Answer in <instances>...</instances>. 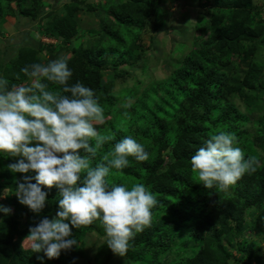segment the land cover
I'll return each mask as SVG.
<instances>
[{"label":"trees","instance_id":"1","mask_svg":"<svg viewBox=\"0 0 264 264\" xmlns=\"http://www.w3.org/2000/svg\"><path fill=\"white\" fill-rule=\"evenodd\" d=\"M96 1L97 5L55 0L46 9V0H0V23L17 15L26 23L34 21L40 32L56 37L61 50L69 51L70 83L79 81L95 91L105 115L97 129L115 134L103 151L132 135L149 152L147 161L129 158L128 167L111 170L108 178L110 185L143 183L159 200L151 227L137 234L129 242V255L113 264H261L259 250L250 242L242 247L244 260L229 262L223 242L237 238L248 225L249 214L257 213L259 229L264 231V115H259L264 111V17L256 19L258 8L252 0H213L195 19L198 33L190 52L171 62L168 77L156 79L141 35L165 25L166 10L159 0ZM98 5L105 13L85 35L76 11L94 13ZM187 5L205 6L191 0L177 3ZM152 15L155 19L150 20ZM19 42L15 53H9V47L0 49V77L10 86L29 79L21 71L26 65L59 56L54 44L34 47ZM233 55L239 57L237 64L230 62ZM233 71L242 76L235 85L229 82ZM128 99L134 103L125 108ZM222 130L234 132L245 157L255 156L260 164L230 190H209L191 172L190 159L204 140ZM13 162V157L0 156V194L6 187L14 191V174L19 181L23 175H34L9 171ZM44 190L48 203L39 215L21 205L15 194L10 197V213H0V264H41L37 256L43 253H32L22 242L30 227L58 210V190ZM94 230H103L98 221L73 228L78 247L56 259L45 258L43 264H67L77 256L89 259L86 239ZM140 234L145 235L143 240ZM107 250L103 240L95 257ZM150 251L149 262L138 261Z\"/></svg>","mask_w":264,"mask_h":264},{"label":"clouds","instance_id":"2","mask_svg":"<svg viewBox=\"0 0 264 264\" xmlns=\"http://www.w3.org/2000/svg\"><path fill=\"white\" fill-rule=\"evenodd\" d=\"M21 71L29 83L10 86L0 77V156L18 157L8 165L9 171L34 173L23 175L14 189L18 202L32 213L39 215L48 203L44 189L58 190L55 215L30 227L22 245L43 253L37 256L43 264L45 258L56 259L78 247L73 228L98 221L107 247L124 257L129 242L151 227L159 200L143 183L110 185L108 178L111 170L128 167L129 158L147 161L149 152L132 135L103 151L115 134L98 131L105 122L104 109L93 89L79 81L70 83L73 73L66 56L32 63ZM133 103L128 99L124 107ZM238 143L234 132L222 130L204 140L191 157V172L206 189L228 191L257 170L260 161L246 158ZM10 211L0 205V212Z\"/></svg>","mask_w":264,"mask_h":264},{"label":"rangeland","instance_id":"3","mask_svg":"<svg viewBox=\"0 0 264 264\" xmlns=\"http://www.w3.org/2000/svg\"><path fill=\"white\" fill-rule=\"evenodd\" d=\"M178 1L179 0H159L160 7L166 10L163 17L165 25L155 33H151L148 29L141 35V43L142 46L145 47V53L147 54L146 60L150 64V70L152 71L151 74L156 79L168 77L171 74V62L177 61V59H183L187 53L190 52L194 36L198 33L195 28V19L200 17V13L213 4V0H191L196 3L200 2L205 6H198V4L178 7ZM54 2L55 0H46V9H50ZM85 2H91L95 5L98 3L96 0H85ZM252 5L258 8V10L255 11L257 13L256 19L263 18L264 0H252ZM104 13V10L99 5L97 11L94 13L89 12L87 9H79L76 11V19L77 22H79V27L82 33L86 35L91 27H97V21H99ZM20 19L22 18H19L17 15L15 18L8 17L0 23V49L2 47H9L8 52L15 53L18 48L16 44L21 41V43L19 42L20 44L27 42L34 47L39 46V43H42V45L44 44L43 46L54 44L56 50H59L58 58L60 56L69 55V51L61 50L59 47V39L54 36H47L40 32L34 21L27 19L28 22L26 23L25 20ZM153 19H155L154 15L150 17V20ZM149 36L152 37L150 38ZM85 38H81L83 39L82 43L85 42ZM230 62L237 64V62H239V57L233 55ZM241 67L238 69H241ZM241 77L240 72L235 73V71H233L230 75L229 82L235 85L237 83L236 81H239ZM27 83H29V79L23 84ZM263 113L264 111L259 115H264ZM13 159V163H15L18 157H13ZM13 179L16 187L19 177L14 174ZM13 194L14 191H11L7 187L4 188L0 194V205L9 208L11 203L10 197H12ZM246 220L245 223L248 225L239 235H237L236 239H232L231 242L227 243L222 241L224 243V248L229 255V262L240 259L244 260L245 258L242 253V247H244L246 242H250L255 244L258 248L262 260L261 264H264V231L259 229L257 213L249 214ZM94 223L97 224V222ZM102 231L103 230H94L86 239L85 252L93 259H86L84 256H77L75 260L67 264H113L118 262L120 256L113 255L110 249L95 257L98 243L103 240L105 241V234ZM144 237V234L139 235V239L143 240ZM127 254L129 255V252H127ZM150 254L151 251L142 259H138V261L141 263L149 262L148 258L150 257Z\"/></svg>","mask_w":264,"mask_h":264}]
</instances>
